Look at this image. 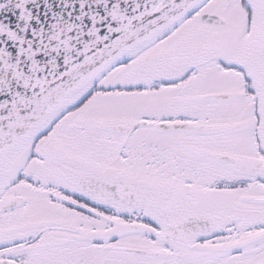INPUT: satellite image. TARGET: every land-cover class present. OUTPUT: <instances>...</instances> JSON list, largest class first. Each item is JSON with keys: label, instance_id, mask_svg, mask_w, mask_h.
I'll return each mask as SVG.
<instances>
[{"label": "snow or ice", "instance_id": "1", "mask_svg": "<svg viewBox=\"0 0 264 264\" xmlns=\"http://www.w3.org/2000/svg\"><path fill=\"white\" fill-rule=\"evenodd\" d=\"M0 264H264V0H0Z\"/></svg>", "mask_w": 264, "mask_h": 264}]
</instances>
